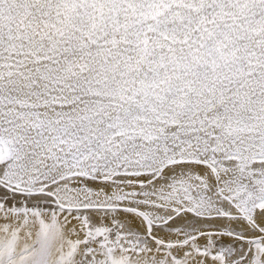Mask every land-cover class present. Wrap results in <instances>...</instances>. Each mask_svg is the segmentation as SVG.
Returning <instances> with one entry per match:
<instances>
[{
  "label": "snow or ice",
  "instance_id": "1",
  "mask_svg": "<svg viewBox=\"0 0 264 264\" xmlns=\"http://www.w3.org/2000/svg\"><path fill=\"white\" fill-rule=\"evenodd\" d=\"M0 264H264V0H0Z\"/></svg>",
  "mask_w": 264,
  "mask_h": 264
}]
</instances>
